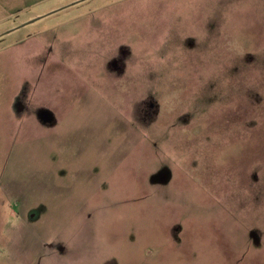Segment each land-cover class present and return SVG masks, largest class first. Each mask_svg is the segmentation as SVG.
Instances as JSON below:
<instances>
[{
    "label": "rangeland",
    "instance_id": "rangeland-1",
    "mask_svg": "<svg viewBox=\"0 0 264 264\" xmlns=\"http://www.w3.org/2000/svg\"><path fill=\"white\" fill-rule=\"evenodd\" d=\"M0 264H264V0H0Z\"/></svg>",
    "mask_w": 264,
    "mask_h": 264
},
{
    "label": "water",
    "instance_id": "water-1",
    "mask_svg": "<svg viewBox=\"0 0 264 264\" xmlns=\"http://www.w3.org/2000/svg\"><path fill=\"white\" fill-rule=\"evenodd\" d=\"M36 20H37V19H34V20L28 22L27 24H29V23H33V22L36 21ZM9 32H10V31H9ZM9 32H7V33H9Z\"/></svg>",
    "mask_w": 264,
    "mask_h": 264
},
{
    "label": "crops",
    "instance_id": "crops-1",
    "mask_svg": "<svg viewBox=\"0 0 264 264\" xmlns=\"http://www.w3.org/2000/svg\"><path fill=\"white\" fill-rule=\"evenodd\" d=\"M63 8H61L60 10H62ZM53 13V12H52ZM48 15V14H47ZM36 16V15H35Z\"/></svg>",
    "mask_w": 264,
    "mask_h": 264
}]
</instances>
